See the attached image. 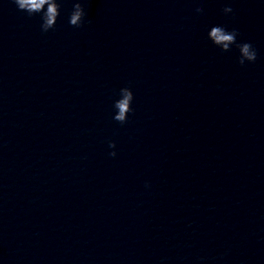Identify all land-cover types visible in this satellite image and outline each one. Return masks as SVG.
<instances>
[{
	"label": "clouds",
	"instance_id": "clouds-1",
	"mask_svg": "<svg viewBox=\"0 0 264 264\" xmlns=\"http://www.w3.org/2000/svg\"><path fill=\"white\" fill-rule=\"evenodd\" d=\"M19 11L26 12L29 16L40 14L41 16V30L47 33L56 27L57 19L61 14V3L59 0H13ZM197 12H202L203 8H197ZM225 14L231 13V7L223 9ZM86 16L85 9L80 2L73 5V10L69 15V24L73 27L79 28L83 26L84 18ZM239 33L233 29L227 31L223 25H215L211 27L208 32L209 39L222 51H229L232 45H235L239 50L238 63L243 66L245 62H255L257 59V52L250 43H237V36ZM119 99L115 100L113 107L116 110L113 119L120 124H124L128 120V114L133 112L132 102L134 99L133 92L130 88L124 87L120 89ZM109 147L115 148V142L109 141ZM110 156L115 157L116 152L109 153ZM148 186V185H146Z\"/></svg>",
	"mask_w": 264,
	"mask_h": 264
}]
</instances>
